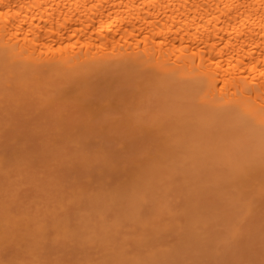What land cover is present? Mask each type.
Returning a JSON list of instances; mask_svg holds the SVG:
<instances>
[{
    "label": "bare ground",
    "instance_id": "obj_1",
    "mask_svg": "<svg viewBox=\"0 0 264 264\" xmlns=\"http://www.w3.org/2000/svg\"><path fill=\"white\" fill-rule=\"evenodd\" d=\"M108 73L113 74V76L115 75L114 76L115 81L116 79L118 80V78L121 77L124 78L125 80L127 79L128 81H130L132 84L131 87L128 86V88H131V92L130 90H127L128 96H124L123 95L124 92L122 95L119 92L120 95L123 97L122 99L119 98L117 100V98L120 97V95L117 96L115 103L116 101H121V103L118 102V104L116 105L113 104L114 102L110 103V93L109 95L105 93V95H108L107 98H109V102L107 101L108 103H104V104L100 103L99 107L96 106L97 109L99 108L98 109L100 110L99 112L101 113L105 109L103 107H107L106 109H108L109 112L118 109L120 114L117 113V111L115 110L117 119L114 118V120L118 121L119 118V121L121 122L122 120V122L126 124V127L128 129L129 127L131 129V126L127 124V121H129L130 124L135 125L137 124V121L139 122L141 120H146L149 121L150 124L152 125L154 124L155 126H157V128L159 127V125L165 126L164 128L163 126L160 128L162 131L168 127H171L172 125L173 128H168L163 132L166 133L165 138H169L170 140H172V143L169 146L170 149L174 148V152H175L174 154L177 157V160H175L176 164H174L177 167L175 166L174 167L179 171L177 172L178 174L180 173L181 179L183 178L181 183L184 184L185 182V185L187 186L184 188L186 192L190 188L189 186H191L193 189L195 188L199 194L201 193V191L205 192L207 197L209 193L212 194L213 192L212 190L214 188L215 189L217 188V190H214V193H216L215 201L216 202L218 201V203L224 201L223 203H226V207H224L225 209H223V205L219 204L218 206L217 205L218 203L216 204V202L213 201L214 199L213 198L212 201L209 200L211 201L209 203L212 207L214 206L213 205L214 203L215 206L217 205L216 207L214 206L215 209H213V212L211 213L208 212L209 215L204 214V216L203 214L201 215L202 212L199 215L196 212L197 216L195 215L194 212V217H195L194 219L193 217H191L190 212H188L189 207L187 209L185 205L184 207L187 209V211H185L184 208L183 211L180 212L182 216H184V214L186 216L188 212L187 214L188 217H186L184 223L187 221V218L188 220L189 219L191 220V218L193 220H191L190 223L187 221L189 223V224L185 223V225L187 224L186 225L187 227H185L184 225V227L181 228L182 227L181 221L182 219L184 220V218L183 217L182 218L180 217V219L177 218L178 222L181 220L179 222L180 226L177 227L180 229V232H182L181 229L182 230L186 229V230L180 234V232H178L177 230V227L175 228V221L177 219L174 220L173 225H170L172 223L170 222L171 221L170 220L168 222L170 224L163 226V227L165 226L167 227L163 228L162 226H160L159 229L157 228L156 232L158 233L155 232L157 237L161 233L166 232V230H168V233L172 234L170 232V229H172V227L174 226V229H176L181 236H186L184 235V232L188 234L187 232V228H188L190 234L189 236L188 235L187 236L189 238H191L190 236L192 235L194 239L198 238L197 240H200L201 236H203V238L206 239L207 236H209L210 238L211 235L205 232L207 234L206 236L203 232L204 229L205 231H208L207 229H209V231L210 229H212L213 225L211 222H215V220H217V222L222 221L221 224L220 222L218 223L220 225H223L222 223L223 222L226 223L228 220V222L224 224L226 230L222 229L223 227L218 225L217 222L214 223L218 227L217 229H214L215 227H213L211 231L217 230V233L212 232L214 236H211V238L212 239L219 238L220 242L222 241L223 243L221 242L222 244H220L218 242V239L217 242L214 239L208 240V241H212V243L213 241H215L216 244L218 243L217 246L216 244H214L215 250L214 248L212 249L213 253L215 252V254L217 255V253L220 250L224 249V248L221 249L220 247L219 250L218 246L220 245L225 246V244H230V245L233 244L234 246L237 245L236 246L237 248L235 247L232 253H228V254L230 255L232 254V258L235 259L233 256L235 255V252L238 251L236 252V255L240 256L237 258L239 264H264V0H0V103L1 105L4 106L5 102L6 104L7 102L9 103L15 102L14 105L17 106L16 107L17 109H14L12 106L13 104H7V105H11L8 106L7 111L8 110L11 111L12 108H13L12 111L21 109L20 110V114H21L22 111L23 112L25 111L21 108L23 105L25 106L24 108L30 109V106L26 105V102L28 101L27 98L28 96L30 97L29 99H32L34 102L36 101L33 104H38L35 106L34 109L31 107L32 110L30 111V113H32L35 116V114L37 115V112L43 113L44 109H46L45 111L46 115L38 114L40 115L39 117H43V116H48L47 113L48 110L49 113L51 111L49 117L52 116L57 120L55 121L57 123L54 124L55 127L59 124V122H61L60 120H62V122H64L63 120L67 118H71V119L73 118V120H75L76 118L77 120H79L80 117L83 118L84 115H86L87 117L86 120L89 119L90 121L91 118L93 119L96 117L94 114L93 115L89 114L92 113L91 111L94 110L93 106H95V104L94 105L91 104L92 102L91 100H89L91 99L89 98V95L91 97L90 92L92 93L95 90V89L93 90L90 89L89 91V88H94L91 87L92 85H90V83L92 84V79L96 76H101L103 80L104 76H106L105 74ZM101 77L99 79H101ZM99 79H97L98 82ZM124 79H122V81ZM115 81L113 80V83H115ZM125 88L128 89L127 87ZM118 89L119 91L121 90L120 88ZM116 91L117 90L115 89L114 92L116 93ZM70 94L72 95L69 96ZM93 96L94 93H92V97ZM112 97L113 96H111V98ZM111 100L113 101V99ZM99 101L101 102V100ZM6 104L5 107H7ZM101 104H103V106H101ZM108 107H111L113 109L111 108L109 109ZM1 108L3 107L1 106ZM1 108H0V113L2 118L5 117L4 114L2 116V113L6 111V108H4L5 110L3 109L4 111ZM102 108L103 110L101 111ZM41 110L43 111L41 112ZM122 110L124 112L123 114H122ZM7 111L6 113L9 114L8 113L9 111L8 112ZM32 111H34L35 114ZM71 113L73 114L75 113L76 116L75 114L72 115ZM20 114L18 113V115ZM23 114H25V112ZM10 115L12 114L10 113ZM38 115L35 117H38ZM121 115L125 116V118L123 117L122 119ZM7 116L8 115H6V118H9V116L8 117ZM27 116H29L30 118V116L32 115L29 114ZM22 119L24 120L23 117ZM100 120L101 119H99V121ZM83 121L81 122L83 123ZM3 122H6V119H4ZM115 125L117 127V124ZM133 125L131 131L129 132L131 133V135L133 130L136 133L138 132L133 128L136 125L135 126ZM145 125L144 128L142 127V129L146 131V128L148 126L147 124ZM140 126L137 127L141 130ZM123 127H125V125ZM126 127L125 129L123 128L124 131L126 130ZM147 131L148 132L146 133L143 131L145 133V136L147 134L148 135L152 134L150 133L151 131L148 128ZM162 131L160 132L156 129V132L160 133V135L159 134L158 135L164 137ZM143 132L142 135L144 134ZM124 133L126 135L127 130ZM152 136L154 137V135ZM161 138L162 137H160L159 139L161 140ZM68 143L70 144V142ZM161 151L162 150L157 151V155H162L161 158L162 157L164 158L163 155H165L166 152L165 151L161 152ZM148 155L150 154H147L146 157L150 159L149 158L150 156L148 157ZM153 156H151V158H153ZM161 158L159 159L161 160ZM143 161H145V159ZM161 161L163 162L164 159H162ZM175 161H173V163ZM144 163H141L140 167ZM154 164L156 167L155 162ZM160 164L161 163L159 162V165ZM135 165L138 166V163H135ZM163 168L166 167L163 166ZM161 170L162 171L159 170L158 171L162 173L164 169ZM154 172L156 171L154 170ZM158 175L160 176L161 174ZM158 175L156 174L155 176L157 177ZM136 177L135 179H137ZM151 177H150V183H151L150 186L147 185L149 184V182L146 184L147 181L145 183H142L143 185L145 184V188L144 187L143 188L144 191H147L146 193L141 191L142 187L140 185L139 187L137 185L136 190L134 189L137 192L138 191L143 192V193L140 192L141 194L138 195L137 201L133 200L134 203H132V205L133 204L135 205V203L139 201L137 206L138 209L133 208L135 206L132 207V205L129 202L123 203L124 201L123 198L125 199L126 197L125 199L126 201L127 195H129L128 193H126L125 197L122 196V194L121 195L118 194V198L116 197V193H114L113 198L116 197L119 202L120 200L122 201L120 203L118 202L120 204V205L118 204V207L115 206L116 208H118V212L119 209L121 210L122 207L121 203L125 204V206L127 205V203H129L131 205V208L133 209V212H135L134 210H136L135 212L136 216L139 215V213L141 212L139 211L141 210V207L139 206L140 203L145 204L144 199H149L144 197L145 194H146L145 196H149L147 195V193H150V197L153 198V200H156L157 202L156 199L157 196H155L153 193V196L155 197L154 199V197L151 194L152 193L151 191L153 190L150 191L146 190L147 186L151 187L150 189H155V191L157 189V187L153 188ZM163 177L165 179L166 178L173 179V174L171 175L170 178L167 176V173H166V177L164 175ZM177 179H178L177 177L176 179L174 178L175 181ZM162 181L164 183V180ZM183 184L182 186H185ZM113 188H115V186ZM162 188L164 189V187ZM93 189H95V187ZM97 189L99 188H96V190ZM55 190L56 189H54V195H55ZM74 190L76 189H73V191ZM119 190L120 189H118V191ZM170 190L173 191V188ZM161 191L159 194L157 190V194H159V196L163 194V192ZM63 192L65 194L66 191ZM104 193L106 192H102V194ZM91 194H87V195L91 196ZM176 194L177 193H175V196ZM178 194H180V192ZM74 195L76 196V193H74ZM110 195L111 197L113 196L112 194ZM58 196L57 198L59 199V201H61L60 194ZM71 196L72 195H70V197ZM95 196L93 198H95L96 200ZM120 196H122L123 198H121ZM201 196L200 199L203 198ZM111 197H109V200L112 199ZM128 197H130V199H133L131 195H129ZM209 197H211V195ZM51 198H49V200H51ZM116 198L114 199V201H116ZM66 199L67 198H65L64 200ZM182 199L185 200L187 199V197L184 198L182 196ZM207 199L205 200L207 201ZM159 200L161 202L160 198L158 199V201ZM194 200L196 202L195 203L196 205L202 201L201 200L200 202L197 203V200L195 198L193 199V201ZM51 201L48 202L50 203V206L51 204L54 203L53 202L54 200L52 202ZM67 201L68 202L66 204H69L70 202L68 199ZM79 201L81 200L79 199ZM92 201L93 200H91V202ZM111 201L112 200H110V203ZM45 202H43L44 206H45ZM97 202H99L98 198H97ZM165 202L163 203V205L166 206V208L163 205L158 204L163 210L161 211V216L164 211H166L167 213V210L169 211L171 209L170 208L171 206L167 207L166 205L168 203L167 200ZM8 203L10 204L9 201ZM110 203L108 204L110 205ZM63 204L65 205V201ZM204 204L207 205L206 207L210 208L208 202H205ZM171 205L172 207H174L173 204ZM62 206L63 205L60 204L61 209L59 208L58 209L60 211H62V209L63 211H65L64 208L66 207V205L65 207L63 206L64 208ZM144 206H142L143 210H144ZM219 207L220 208L222 207L221 210ZM204 208L205 207L203 206V209ZM217 208H219V210ZM126 209L127 207L123 208L122 210V214H124V216L126 215L125 213H127ZM155 209L157 210V208ZM35 210H39L38 206L35 207ZM68 210L69 209H67V212L71 214V211L69 212ZM74 210H76V208ZM205 210L207 212L208 209L205 208ZM214 210L216 211L218 210V212ZM184 211L186 213H184ZM5 212H7L6 209ZM32 212L33 210L30 212V216L33 215ZM79 212H81V210H79ZM133 212L130 213L129 211L130 214H133ZM147 212H148V208H147ZM157 212L159 213L160 216V211ZM171 212L172 210L169 211L168 213L170 214ZM220 212H221V216L219 215ZM222 212H224V214ZM37 213L39 214V211ZM141 213L143 214V212ZM225 213L226 214L229 213V215H226ZM27 214L29 216V212ZM64 214L66 215V213ZM83 214L85 215L84 212L79 214V217L80 215H82L83 217L81 219L84 221L85 218ZM109 214L110 212L107 214L109 217L110 215L112 216V214L110 215ZM61 215L59 216L58 214L59 219L60 217L63 218ZM103 215L104 212H99L97 215L98 219H96L97 216H95L96 217L95 219L97 221L94 219L95 220L94 222H92L93 219L90 220L88 218L87 221L85 220V222L78 221L76 223L78 224H80L81 222L84 223L83 227L86 230L91 231L89 232L90 235L88 234L87 236L88 241H92L91 243L95 244V241L97 239L101 241V239L104 238V241L102 240L101 243L102 246L105 245L106 247V244L108 243V239H110V238L105 239L107 231H110V228H113V231L111 229L113 233L111 234L110 231L109 233H107V236H112L114 234L115 237V233L118 230V228L119 230H121L122 227L126 228V225L124 224L125 226H121L120 228L121 220L119 222L116 221L118 220L117 218L119 217H116V220L114 219V221L111 219L112 220V222L110 221L111 223L109 221L108 223L107 222L105 223L106 218L104 219L105 216ZM174 215H176V211L174 212ZM28 216H27V220H29V222H32L30 221ZM40 216H42L41 213ZM72 216L73 215L71 214V217ZM140 216L139 217L137 216V218L140 219ZM145 216L147 215L145 214ZM159 216L157 214L156 218H158ZM232 216L234 218L239 217L240 224L238 223L239 224V225L237 224L238 226H236V221H234ZM90 217L93 218L94 215L92 216L90 215ZM19 218L21 217L20 216L18 217V221H17L18 223L20 220ZM49 218L51 221L50 223L51 225L52 223H54L52 221L56 220L55 219L56 217H54L53 220V218H51L50 215ZM49 218L47 219L46 217L42 220L40 219V222L42 221L44 222L45 220L47 221L49 220ZM160 218H158L160 221L162 220L164 221L165 218L170 219L171 217L170 218L164 217L163 214L162 220ZM210 219L212 220L210 221ZM24 220L25 223L27 224L26 219ZM125 220L127 221L128 219L125 218ZM148 220H149L148 222H152L156 219L154 217L153 219L151 220L148 219ZM57 221L56 223H59V221L58 222ZM90 221L92 222L93 226L97 225L96 222H98L97 226L99 227V230L98 229L92 230V227H90V225L87 227L86 224L88 225ZM132 221L133 223L134 221L137 222L135 219H133ZM209 221L211 223L210 226H212L211 228H209V225L207 224L209 223ZM35 222L37 223V220L33 221L34 224ZM40 222L38 223L39 225ZM141 222L142 221L140 220L139 223L141 224ZM2 223L3 224L6 223L8 228L10 229L8 222L4 221ZM65 223H66L65 225H67V222ZM117 223H119V225H117ZM11 224L12 223H10V225ZM149 224L150 223H148V227L149 226L152 227V224L150 225ZM158 224L157 226H159ZM21 225L25 228L29 226L31 228L32 226V224L29 226L28 225L24 226V223L22 222ZM21 225L14 224L13 226H11L14 227L15 229L16 237L17 236L19 237L20 233L19 235H17L19 231L16 232L17 229L15 227L18 228V226H20L21 228L22 227ZM39 225L38 227L36 225L35 227L32 226L33 228H35L34 230L37 231V233L34 231V233H36L35 234L36 236L33 235L34 237L40 235L38 233H41L42 231H43L41 233L42 235L43 233H45L44 232L45 228L42 229L43 225L42 227H40L41 229L39 228ZM65 225H62L63 227H61L60 225L59 228L63 233H60L58 228H57L58 230L55 229L56 236L58 235L59 237L61 235L62 239L66 233L65 231L69 229L68 226H66L65 229ZM109 225L112 227L109 228ZM188 225L191 226L190 227L191 230H189ZM47 226L48 224H46V227ZM133 226L135 227L136 225H131L130 228H134ZM200 226L201 229L202 227L205 226L202 229L203 231L200 230ZM142 227H143L142 235L143 234L148 235L149 233L145 232V231L148 232V230L145 229L144 225H142ZM36 228L40 229L41 231ZM54 228L52 227V229ZM61 228L64 229L62 230ZM125 228L123 230L127 231L125 230ZM135 228H134L135 231L139 230L137 227ZM139 228L141 230V227ZM162 228L164 231L163 230L160 231V229ZM2 229H0L2 235V238L0 235V240L1 243L4 244L3 242L7 239H5L6 237L3 235L6 232V230L8 231L9 229H6L4 233L2 232L3 231ZM198 229L200 231L196 232ZM221 229L223 233L224 232L225 233L224 234L222 233L223 237L220 238L219 235L221 233H219L218 235V231H221ZM94 230H96V232L97 231L101 232L102 230V233L104 232L105 234H103V237L100 239L102 233L101 234L99 233L100 237H98V235L95 236L93 235L96 234ZM22 231H24V229H22ZM57 231L59 232V234H57L58 233ZM79 231L82 230L79 229ZM137 231L136 234L139 236L138 237L136 235L137 239L139 238L140 241L141 240L143 241V243L145 241L146 243L149 242L147 237L144 238V235L140 236L139 234L141 232L138 234L139 231L138 232ZM52 232L54 233V231ZM69 232H71V230ZM118 232L116 236H118ZM71 233H73V231ZM121 233L123 232L120 231V234ZM133 233L134 232L132 233L130 232V234L128 233V235L131 236V234L133 235ZM215 233L217 234V237ZM5 235L8 236V233L7 234L5 233ZM125 235L123 234L124 239H122L121 241L123 243V246L124 243H126L125 240L128 239V237H125ZM92 236L95 238H93ZM162 236H163L162 237L163 240L164 235L162 234ZM173 236L174 234L172 235L171 240H173L172 239ZM181 236H179L178 239L181 238L180 239L181 241L180 240L179 241L181 242V249H182L183 247L182 243L184 242V240L182 239ZM114 237L112 236V238ZM120 237H117V240H119L118 238ZM133 237H135V235L132 236L131 239H134ZM140 237H143V239ZM153 238H156V236ZM58 239L59 238H57L56 240ZM225 239L227 243L225 242ZM159 240L161 241V238ZM134 241L136 242L135 239ZM153 241H151V244L153 243ZM185 241L188 242L189 241L188 238L185 239ZM121 242L119 243L121 244ZM127 242L129 243V241ZM141 242L140 243L138 242V245L139 244L142 245L143 243ZM180 242L177 244H180ZM1 243L0 245L2 246ZM194 243L195 242H191V244ZM191 244L189 242L190 248H191ZM126 245L127 244H125V247ZM176 245L174 247H176ZM84 246L86 247V245ZM123 246L121 247L122 252L118 249L121 254H119L117 250V254L119 256L121 255L120 257L117 256L116 253L114 254V251H112L113 253L111 252L116 257L115 259L117 261L114 260L115 263L117 262L116 264L119 263L130 264V262L128 260H126L127 261L126 262L124 258L125 256L129 257L131 255H128V253H126L127 255H125L124 253L125 250L123 251L124 249ZM205 246L204 249L206 248ZM156 247L158 249L159 247L162 248L163 244L162 246L160 244V246H156ZM172 247L170 246L168 248L165 245L161 252L157 251V253H160V255L154 254L153 251H151V249L149 248L150 251H148V254H146L147 252L145 253L144 251L143 257H140L139 255L138 256L139 258L138 257L135 258V256L133 255L132 259H136V260H134L132 264H178L179 260L177 261L176 257L174 258L172 257L171 254L168 253V252H173V250L171 249ZM198 247L201 246L199 245ZM110 249H112V247ZM150 252L151 254H149ZM179 252H180L179 254L180 256L183 255L181 254V251ZM185 252L186 251H184L183 253ZM195 252L196 251H193L192 254L194 255ZM108 253L110 255V252ZM176 254L178 255V253ZM205 254H207L206 251L203 256H205ZM122 255L124 258L122 257ZM24 257L22 259L26 260ZM117 257L120 260H118ZM1 258L0 261L1 260L3 261V259ZM20 258L17 260L19 261ZM37 259L38 257L37 258L34 257L35 261ZM101 260H99L98 263H101L100 262ZM197 260H199L198 257ZM11 261L13 260L11 259ZM27 261H29V258ZM183 262L185 261L183 260ZM19 263L21 264V261ZM14 264H16V261ZM31 264H33V262ZM45 264H47V262ZM229 264H233V262Z\"/></svg>",
    "mask_w": 264,
    "mask_h": 264
},
{
    "label": "rangeland",
    "instance_id": "obj_2",
    "mask_svg": "<svg viewBox=\"0 0 264 264\" xmlns=\"http://www.w3.org/2000/svg\"><path fill=\"white\" fill-rule=\"evenodd\" d=\"M110 74L109 73L105 74L106 76H104L103 80H102L101 76H96V77H94L95 79L91 78L92 79V84L90 83V85H92L91 87H94V88H89V87L88 88H89V91H90V89H92V90L95 89V90L92 92V93H94V96L92 97V93L90 92L91 97L89 95V98H91V99H89V98L88 99L91 100L92 103L91 102L90 103L93 104V105L95 104V106H93L94 110L91 111L92 113H89V114L90 115L94 114L96 117L92 119L91 116H90V118H91L90 121H89V119L86 120L87 117H86V115L83 114L84 117L83 118L80 117L79 120H77L76 118H75V120H73V118L72 119L71 118H67V119L63 120L64 122H62V120H60L61 122H59V124L57 125L58 127L57 126L55 127L54 124L57 123V122H55L57 120L54 117H52V116H51L52 118L49 117L50 114H51V111L49 113V110H48V112H47L48 116H43L42 115L43 117H39L40 115H38V114L46 115V112H45L46 109H44V111L41 110V112L43 111V113H40V112L38 113L37 112L38 117H35L37 115L35 114L34 111H32V112L35 114V116L32 113H30L32 108L34 109L35 106L38 105V104H33L36 101L34 102L32 99H29L30 97H28V96H27L28 101L26 102V105H29L30 109L29 108H24L25 107L24 105L21 107L23 110H25L24 111L25 114H23L24 113L23 111L20 114V110L21 109L12 111L13 108L17 109L16 108L17 106L14 105L15 102H11V103L7 102V104H13L12 105L13 108H12L11 111L8 110L9 112L7 111V108H8V106H11V105H7L6 102H5V104L7 106V107H5L4 103H2V104H4V106L1 105V103H0V105L3 107V108H1V106H0V108L2 110L4 108H6V111L9 113V114H7L6 111H4L5 110L4 109L3 110L4 113H2V116L4 114L5 117H2V118H1V113H0V210L2 212V213L0 212V218L2 217L0 219V224H1L0 225V229H2L4 227L2 229L3 233H4V231L6 229H9L6 223H4V224L2 223L4 221L8 222V225L10 226V229H9L10 231L6 230V232H5L6 234L8 233V236L5 235V233L3 235V236L6 237V238L5 237L4 238L7 239V240H5V241L2 240V241H4L3 242L4 244H2L1 240H0V243L2 244V246L0 245L1 246L0 247V256L2 258L1 257L0 258L3 259V261L1 260L0 263L1 264H4V263L5 264H14L15 261H16V264L17 263L20 264L19 262L21 261V264H25V263L26 264L27 263L31 264L32 262H33V264H36V263L37 264H45L46 262H47V264H51V263L52 264H85V263H87V264H91V263H93V264H103V263L104 264H107V263L108 264H116L117 262L116 263L114 262V260H116L115 259L116 257H115V255L112 254L113 253L112 251H114V254L116 253V255L119 256L117 254V250L119 249L121 251V247L123 246V243L121 241H122V239H124L123 238V234L125 235V233H126L125 237H128V239L125 240L126 243H124L123 251L125 250V252H124L125 255H127L126 253H128V255H131L132 257L131 256H129V257L125 256V258H124L123 255H122V257L125 259V261L128 260L130 262V264H132L133 261L136 260V259H132L133 255L135 256V258L138 257L139 255H140V257H143L144 256V251H145V253L147 252L146 254H148V251H150L149 248L151 249V251H153L154 254L160 255V253H157V251L161 252L165 245L168 248L170 246L172 247V245H173V247L171 248L173 250V252H168V253L171 254L172 257H174V258L176 257L177 261L179 260L178 264L179 263L180 264H183V263H186V264H222V263L229 264V263H232V262H233V264H235V263L239 264L237 258L240 257V256L236 255V252H238V251H236L235 255L233 256L235 259L232 258V254L231 255L228 254V253H232L233 249H235V247L237 245L236 246H234L233 244L232 245L225 244V246L220 245L223 242L221 241L222 242L221 243L220 239L216 238L217 237V234H216L217 230L216 231L215 230L211 231L213 229V227H215L214 229H217V227H218L216 224H214V223L217 222V220H215V222H211L213 227L210 226L211 225L210 221L213 218L210 219L209 223H207L209 225V228L212 227V229H210V231H209V229H207L208 231H205V229H204L203 233L206 236H207V234H209L211 236H214L213 233L216 232L215 233V235H216L215 238L216 239H214V238L213 239L216 242H217V239H218V242L220 243L219 244L220 246H218V249L220 247H221V249L224 248L222 250L219 249L220 250L219 252L217 251L219 254L217 253V255H216L215 252L213 253V251H212L213 248L215 250L214 244H216V242L213 241V243H212V241H208V240H213L211 238V236H210V238H209V236H207V238H209V239H207V238L205 239V238H203V236H201L200 240H197L198 238L194 239V237H192V235L190 236L191 238H189L188 236H189L190 233L188 231V228H187L188 234L186 232H184V235H186V236L188 235L187 236V238L189 240L188 242L185 241V239H187L186 236H181L180 235L183 231L186 230V229L185 230L181 229L182 232H180V229L177 227V226H180L179 222L181 220L178 222V219H180V217L184 218V220L182 219V221H181V223H182L181 224L182 225L181 228H183L185 223H188V222L190 223L191 220H193L195 218L194 217V212H195L196 216H197V213L199 215L201 212H202L201 215L203 214V216H204V214L205 215L208 214V212H210V213L213 212V209H215L214 208L215 203L213 204L214 206L212 207L209 202H211L213 198H214L213 201H215V197H216L215 194L216 193H214V190H217V188L216 189L214 188L212 190L213 191L212 194H214V195L209 193L207 195V197H206L205 192L201 191V193L199 194L196 191V189L195 188L193 189L191 186H189L190 188L186 192V190L184 188L187 187V186L185 185V182H184V184L181 183L183 178L181 179L180 173L178 174L179 171L175 168L177 166L174 165V164H176L175 160H177V157L174 154L175 153L174 152V148L171 147L173 149H170V146H169L172 143V140H170L169 138H165L166 137V133L163 132L164 130H166L168 128H173L172 125H171V127H168V128H166V129H164L162 131L160 128L163 125L162 126L159 125V127L157 128V126H155L154 124L153 125L150 124V122L146 121V120H141L139 122L137 121L138 125L135 124L136 126L133 125V124H130L129 121H127V124L129 126H131V129H132V125H133V126H135L133 128L136 131H138L136 133L133 130L134 132L132 131V135H133L132 136L131 133H129L131 131L129 126H128L129 129H128L126 127V124L123 123L122 120H121L122 123L119 121V118H118V121L114 120V118H116V114H115L116 111H117V113H119L118 109H115L116 111L113 110V111L109 112L108 109H106L107 107H103L105 109L103 110V108H102L101 111L102 110L103 111L101 113L99 112L100 110H98L99 108L97 109L96 106L99 107L100 103H103V104L104 103H108L109 102V98H107V97H108L109 93H110V103L114 102L113 104L116 105V104H118V102L121 103V101H116V103H115V100H116L117 96L120 95V93L122 95L123 92H124L123 95L124 96H128L127 90H130V92H131V88H128V86L131 87V84H132L130 81H128L127 79L125 80L124 78L121 77L124 80L122 81L121 78H118V80L116 79V81H117L116 82L115 78H114L115 75L113 76V74H111V76H110ZM107 76H108L109 79L107 78ZM100 77H101V79H99ZM91 79H90V81H91ZM97 79H99V82H98ZM113 80L115 81V83H113ZM127 81H128V84H127ZM122 82H124V83H122ZM116 85L117 86L120 85V86L117 87ZM125 87H127L128 89H126ZM118 88H120L121 90L119 91ZM115 89L117 90L116 93L114 92ZM99 90L101 92H103V93H101ZM125 90H126V92H125ZM95 93H96V95H95ZM105 93H107L108 95H105ZM71 95L72 94H70L69 96H71ZM121 95H120V97L117 98V100L119 98L122 99L123 96H121ZM111 96H113V97L111 98ZM111 99H113V101ZM94 100H95V103H94ZM99 100H101V102ZM103 101H105V102H103ZM103 104H101V106H103ZM108 108L110 109L111 107H108ZM26 109L29 110V111H27ZM111 109H113V108H111ZM15 111H18V112H15ZM37 111H40V110H37ZM13 112H15V113H13ZM28 112H29L30 115H32V116H30V118H29V116H27V115H29ZM10 113L12 115H10ZM18 113L20 115H18ZM103 113H104V115H103ZM123 113L124 112L122 110V114ZM5 114L8 115L9 118H6ZM71 114L74 115L75 113L74 114L71 113ZM17 115L19 116V118H18ZM75 116H76V114H75ZM22 117L24 118V120L22 119ZM123 117L125 118V116H122V119H123ZM12 118H13V120H12ZM107 118H108V120H107ZM4 119H6L7 123L3 122ZM51 119H52V121H51ZM53 119H54V121H53ZM99 119H101V120L99 121ZM68 120H70V121H68ZM66 121H68V122H66ZM73 121H74V123H73ZM81 121H83V123ZM48 122H50V123H48ZM61 123L62 124L64 123V124L62 125ZM144 123L147 124V126H148L147 128L151 131L150 133H152V134H149V135L147 134L145 136V133L148 132V131H147V128H146V131L142 129V127L144 128V125H145ZM115 124H117V127H116ZM141 124H143V125H141ZM106 125H107V128H106ZM113 125L115 126V128H114ZM124 125L126 127L127 134L129 133L128 134L129 136L127 134L125 135V133H124L126 131V130L125 131L123 130V128L125 129V127H123ZM137 126L138 127L140 126L142 131ZM112 127H113V130H112ZM164 127L165 126H163V128ZM155 128L158 131H160V132L162 131L164 137L163 136H159L160 133L156 132ZM114 129H115V131H114ZM142 132L144 133L143 135H142ZM152 135H154V137ZM149 136H151V137H149ZM157 136L159 138L162 137L161 140ZM167 137H168V135H167ZM68 142H70V144ZM162 142L164 143V145H163ZM165 146H167V147H165ZM162 148L163 149L167 148V149L163 150ZM156 150L157 151L162 150L161 152L165 151L166 154L164 153L165 154V155H163L164 158L163 157L161 158L162 155H157V151ZM153 153H154V156H153ZM147 154H150V155H148V157L150 156L149 157L150 159H148L146 157ZM156 155H157V157H156ZM151 156H153V158H151ZM52 158H54V159H52ZM155 158H157L158 160L155 159ZM159 158H161V160L164 159V161H167V162L163 161L165 163L164 164ZM144 159H145V161H143ZM54 160H56V161H54ZM137 160H139V161L141 160L142 162L141 161L139 162ZM168 160L171 161V162H169ZM173 161H175V162L173 163ZM154 162L156 163V167L159 165V162L161 164L156 168ZM168 162L171 163V164H169ZM135 163H138L139 167L137 165H135ZM141 163H144V164L140 167ZM52 164H54V165H52ZM161 165H162V168H161ZM163 166H165L166 168H163ZM161 169H164L162 173L159 172V171H162ZM147 170H148V172H147ZM154 170L156 172H154ZM167 170H168V172H167ZM142 173H144V174H142ZM166 173H167V176L169 178L173 174V179L172 178L171 179H168V178L165 179L163 177V175L166 177ZM156 174L157 175L161 174V175L160 176L158 175L156 177L155 176ZM134 176L135 177L137 176L136 177L137 179H135ZM150 177H151V182H152L153 188L157 187L156 191H155V189H150L151 187H148L151 184L150 183ZM176 177L178 179L175 181L174 178L176 179ZM162 180H164V183H163ZM169 180H170V182H169ZM161 181H162V183H161ZM145 182H146V184L149 182V184H147L148 185L147 186L148 189L146 188V190H149V191L153 190V191H151L152 192L151 194L153 196V193H154V195L157 196L156 197L157 202H156V200H153V198L150 197V193H147V195H149V196H145L146 195L145 194L144 197L145 198H149V199H144L145 200L144 201L145 204L140 203L139 206L141 207V210H139V211L143 212V214L140 212L139 215H137L138 217L141 215L140 219H139L136 216V213H135L136 210H134L135 212H133V209L131 208V205H132V203H134L133 200L137 201L139 194H141L143 192H145V193L147 192V191H144L145 184L144 185L142 184V183H145ZM127 183H128V185H127ZM54 184H55V186H54ZM115 184H117V185H115ZM171 184L173 185V187H172ZM182 184L185 185V186H182ZM137 185H138V187H139V185L142 187L141 191H143V192L135 191L137 189ZM114 186H115V188H113ZM94 187H95V189H93ZM162 187H164V189ZM171 187L173 188V191L170 190V189H172ZM50 188H51V190H50ZM63 188H65V189H63ZM96 188H99V189L96 190ZM102 188H104V189H102ZM54 189H56L55 190V195H54ZM73 189H76V190L73 191ZM113 189H114V191H113ZM116 189H117V191H116ZM118 189H120V190L118 191ZM157 190H158L159 194H160V191L162 190L161 192H163L164 195L162 194V195L159 196V194H157ZM63 191H66L65 194H64ZM178 191L180 192V194H178L179 193ZM194 191H196V192H194ZM50 192H52V193H50ZM91 192H92V194H91ZM102 192H106L107 194L106 193L102 194ZM210 192H211V190H210ZM215 192H217V191H215ZM74 193H76V196L74 195ZM114 193H116V197L117 198H118V194H120V195L122 194V196H124V197L126 196V193L131 195V197H133V199H130V197H128L129 195H127V200L128 201L127 200L125 201L126 197L124 199L122 196H120L125 201V202L123 201V203L129 202L131 205L129 203H127V205L125 206V204L121 203L122 207H121V210L119 209V212H118V208H116L115 206L118 207V204L120 202H122V201L119 199L120 200V202H119L116 197H115L116 201H114V199H115V198H113L114 197ZM175 193H177L176 196H175ZM57 194L58 195L60 194L61 201H59V199H58L59 196ZM87 194H91V196H88ZM110 194H112L113 196L111 197ZM165 194H166V197H165ZM70 195H72L71 196L72 199H71ZM189 195H191V196H189ZM210 195H211V197H209ZM57 196H58V198H57ZM63 196L65 198H67L69 200V202H70V199H71V202L69 204H66L68 201H67V199L64 200L65 198ZM94 196L96 197V200H95V198H93ZM136 196H137V198H136ZM182 196L184 198L187 197L188 200L187 199H185V200L182 199ZM200 196L203 197L204 199L203 198L200 199ZM109 197L112 198V199H110V200H112L111 203L113 201L115 202V203L113 202L114 204L110 203ZM158 197L161 199V202H160V200L158 201V199H159ZM49 198H51L52 201L54 200L53 201L54 203L51 204V206H50V203H48V202L51 201V200H49ZM97 198H98L99 202H97ZM194 198L197 200V203L202 200L200 202L201 205H200V203L196 205L195 204L196 203L195 200L193 201ZM6 199L10 202V204L8 203V201ZM79 199L82 202L79 201ZM90 199L93 200V201L91 202ZM154 199H155V197H154ZM199 199H200V201H199ZM205 199H207V201ZM63 200L65 201V205H66L67 208L63 204L64 203ZM162 200H165V201L167 200L168 203L166 205H167V207L171 206L170 207L171 209L169 208L170 209L169 211L172 210L173 213L171 212L169 214L168 213L169 211L167 210V213H166V211H164L162 213V216H161V211H163V210L161 209V207L158 204L163 205V203L165 201H162ZM209 200H211V201H209ZM73 201H74V203H73ZM85 201H87V202H85ZM94 201H96V202H94ZM5 202H6V204H5ZM43 202H45V206H44ZM155 202H156V204H155ZM205 202H208V204L210 205V208L206 207L207 203L204 204ZM223 202L218 203V201H217L216 204L218 203L217 204L218 206H219V204L220 205L222 204L223 205V209H225L224 207H226V203H223ZM75 203H77V204H75ZM97 203H98L99 206L97 205ZM108 203H110V205ZM138 203H139V201L136 202L135 205L133 204L132 207L135 206L133 208H137L138 209V207H137ZM60 204H62L65 207L64 208L62 206L65 209V211H63V209H62V211L59 210V209H61ZM171 204H173L174 207H172ZM185 205H186L187 209L189 207L188 212H190V215H191V217H193V219L190 217L191 220L190 219L188 220V218H187L188 222L186 221L184 223L186 217H188L187 216L188 212H187L186 216H185V214H184V216H182L180 212L183 211V209L185 208L184 207ZM36 206H38L39 210H35ZM53 206H54V208H53ZM142 206H144V210H145L146 213L144 212ZM203 206L208 209L207 212H206L205 208L203 209ZM4 207H5L7 212H5ZM55 207H57V208H55ZM126 207H127V209H126L127 213H125L126 215L124 216V214H122V210H123V208H126ZM164 207L166 208V206H164ZM75 208H76V210L77 209L78 210L77 211L74 210ZM147 208H148V212H147ZM155 208H157V210ZM186 208L184 209L185 211H187ZM219 208H217V209L219 210ZM221 208H220V210H221ZM67 209H69L68 210L69 212L71 211V214L73 215L72 216L73 218L71 217V214L67 212ZM158 209H160V210H158ZM211 209H212V211H211ZM32 210H33V212H32L33 218H32V216H30V212ZM79 210H81V212H79ZM218 210L217 211L214 210V211L218 212ZM38 211H39V214L37 213ZM97 211L104 212V215H103V216H105L104 219L105 218L107 219V220L105 219V223L106 222L108 223V221L112 222V220L113 221H114V219L116 220V217H119V218H117L118 220H116V221L119 222L121 220L120 221V228H121V226H125L126 225V228L125 227L124 228L127 231H124L123 227L121 228V230H119V228L117 227L118 230L117 231L115 230L116 231L115 237H114V234L112 235L114 238H112V236H107V233H109L111 231V229L113 231V228H110L112 226L109 225L110 231H107L105 239H108V238H110V239H108V243L106 244V247H105V245L102 246V243H101L102 240L104 241V238H102V237H103V234H105L104 232L102 233V230H101V232L97 231L98 233L96 232V230H94V232L96 234H93V235H95V236L98 235V237H100V234L102 233V236L100 237V239L102 238L101 241L99 239H97V240L93 239V240H96L95 244H94V243H91L92 241H88L87 240V236H88L89 232H91V231L90 230L88 231V230H86L83 227L84 223H82V222H85V220L87 221L88 218L90 220L93 219L92 222H94L96 219H98L97 215H98L99 212H97ZM129 211H130V213L133 212V214H130ZM157 211H160L161 218H160L159 213ZM175 211H176V215H174ZM185 211H184V213H186ZM28 212H29V216L27 214ZM61 212H62V215H61ZM77 212H78V214H77ZM82 212H84L85 215H86L85 216L83 214L84 218H85L84 221L81 219L83 217L82 215H80V217H79V214H81ZM109 212H110V214H112V216L109 214L111 218L107 215ZM40 213H41V215L43 217L40 216ZM53 213H55V214H53ZM64 213H66V215ZM154 213H156V214H154ZM222 213L224 214V212H222ZM10 214L12 215V217H11ZM34 214H36V215H34ZM58 214H59V216L61 215L63 217V218L60 217L61 220L59 219ZM117 214H118V216H117ZM137 214H138V211H137ZM145 214L147 216H145ZM157 214L159 216L158 218H160L161 220H162L163 214H164V217H169V218L171 217V218L170 219L165 218L164 221L162 220L163 221L162 222L158 218H156ZM4 215H5V217H4ZM16 215H19L21 217V218H19L20 219L19 223L17 222L19 216H16ZM50 215H51V218H53V220H54V217H56L55 218L56 220L52 221L54 223H52L51 225H50L51 221H50V218H49ZM68 215H70V216H68ZM90 215L91 216L94 215V217L91 218ZM219 215L221 216V212L219 213ZM226 215H229V213L226 214ZM27 216L29 217L30 221H32V222H29V220H27ZM95 216H97V218ZM46 217H47V219L49 218V220H47V221L45 220L44 221L45 223L43 221L40 222V219L42 220V219H44ZM132 217L136 221L139 219L138 221L140 222V220H141L142 221L141 224L138 221L137 222L134 221V223H133ZM152 217L153 218L155 217V219L157 221L154 220L152 222H148L149 221L148 219H150V220L153 219ZM7 218H8V220H7ZM125 218L128 219L127 220L128 222L125 220ZM232 218L234 219V221H236V226H238L240 224L239 223V217L238 218H236V217L234 218L232 216ZM24 219H26L27 224L25 223ZM57 219H58L60 224L56 223ZM122 219H123V222H122ZM175 219H177L175 221V228L177 227V230H178V232H180V234L177 232L176 229H174V226H173L172 229H170V232L172 234L168 233V230H166V232L160 234L161 236L159 235L160 237L159 236L157 237V235H156V233H158V232H156L157 228L159 229L160 226L163 227L164 225L170 224V223H168L170 220H171L170 222H172L170 225H173ZM36 220H37V223L35 222V224H34L33 221H36ZM78 221H82V222L80 224H78V223H76ZM124 221L129 223V224L125 223ZM165 221H167V222H165ZM14 222H17V223H14ZM21 222L24 223V226L25 225L29 226V225L32 224V226H34V227H35V225L38 227V225H39L38 223L40 222L39 228L42 227V225H43L42 229L45 228L44 229L45 233H43V235H42L41 234L43 232L42 231L41 233H38L40 235H37V237H34L33 235H35L37 233V231L34 230L35 228H33L32 226H31V228H30V226L25 228V227H23L21 225ZM65 222H67V225H65L66 224ZM92 222L90 221V223L88 225L86 224V226L88 227L90 225V227H92V230L93 229H98L99 230V227L97 226L98 222H96L97 225H94V226L92 225ZM154 222L155 223L158 222L159 224L158 223L157 224L159 226H157V224H155ZM218 222H220V224H221L222 221H218ZM218 222H217V224L220 225ZM227 222H228V220H227ZM10 223H12V224L10 225ZM148 223L152 224V227H150V226L148 227ZM226 223L223 222L222 223L223 225H220L221 227H223L222 229H224V230H226V228L224 227V224H226ZM232 223H234V222H232ZM14 224L15 225L16 224H20L22 226L21 228H20V226H18L19 230H18L17 227H15L17 229L16 232L19 231L17 235H19V233H20L19 237L18 236L16 237L15 229H14V227H11ZM46 224H48L47 227H46ZM56 224H58V225H56ZM113 224H114V222H113ZM53 225L55 226V228H54ZM60 225H61V227H63L62 225H65V229H66V226L69 227V229L67 231H65L66 233L64 232L65 233V235H64L65 238L63 237V239H62L61 235L59 237H58V235L56 236V230L55 229H57V228L59 229ZM74 225H75V227H74ZM117 225H119V223H117ZM131 225H136L135 227H137L139 229L138 230L139 232L136 230L138 232V234L141 232L139 235L140 236L144 235V238L147 237L149 242L146 243V241L144 240L145 242L143 243V241L141 240L142 241L141 242L139 238H138L139 239V241H138V239H137L138 235L136 234V231H135L136 228L134 226L133 227L135 229L134 228H130ZM142 225H144L145 229L148 230V232L144 230L146 233H149L148 235L147 234H143L142 235V231H143ZM186 225H185V227H187ZM52 227L54 229H52ZM139 227H141V230H140ZM165 227H167V226H165ZM165 227H163V228H165ZM190 227L191 226H189V230H191ZM204 227H202V229ZM74 228H76V229H74ZM109 228H108V230H109ZM163 228L160 229V231L163 230ZM22 229H24V231H22ZM36 229H38V228H36ZM40 229H38V230H40ZM49 229L54 231V233L52 231H50ZM79 229H81L82 231H79ZM202 229H201V226H200V230H202ZM222 229H221V231H222ZM70 230H71V232L73 231V233L69 232ZM151 230H153V231H151ZM171 230H173V231H171ZM200 230L198 229L196 232H198ZM34 231L36 233H34ZM112 231H111V234L113 233ZM120 231L123 232V233L120 234ZM221 231H218V235H219V233H221L220 234L221 236L219 235L220 238L223 237V235H222L223 231L222 232ZM21 232H24L25 234L21 233ZM59 232L63 233V232H61L60 229H59ZM59 232L57 234H59ZM117 232H118V236H116ZM130 232L131 233L134 232L133 235L132 234H131V236L128 235V233L130 234ZM190 232H192V231H190ZM205 232H207V234ZM9 234L11 235V237H10ZM80 234H82V235L84 234L83 237ZM162 234L164 235V239L163 240H162V237H163ZM173 234H174V236H173L172 239L173 240L175 239L174 241L171 240V237H172ZM0 235H1V231H0ZM134 235H135V237H133V238L136 240V242L134 241V239H131L132 236H134ZM155 236H156V238H153ZM179 236H181L182 239L185 242V243L183 242L184 245L182 243V246H183L182 249H181V242H180L181 238L178 239ZM23 237H25L26 239L23 238ZM28 237H30V238H28ZM104 237H105V235H104ZM117 237H120V238H118L119 240H117ZM149 237L151 238V240H150ZM1 238H2V235H1ZM57 238H59V239L56 240ZM66 238L70 239V240H67ZM93 238H95V237H93ZM140 238L143 239V237H140ZM160 238H161L162 242L159 240ZM167 238H169V239H167ZM152 239L153 240L155 239V240L153 241ZM190 240H192V241H190ZM98 241H100V242H98ZM127 241H129V243ZM151 241H153L152 244H151ZM198 241H200V242H198ZM113 242L116 243V244H114ZM119 242H121V244ZM138 242L139 243L141 242L143 244L142 245L141 244L138 245ZM179 242H180V244H177ZM189 242H190V244H191V242H195L194 244H191L192 250L190 248ZM225 242L227 243L226 239H225ZM130 243H132V244H130ZM135 243H137V244H135ZM159 243L161 244V246L163 244L162 248L159 247L160 250L156 247V246H160ZM208 243H210V244H208ZM229 243H230V241H229ZM8 244H9V247H8ZM87 244H88V246H87ZM125 244H127L126 247H125ZM5 245H7V246H5ZM84 245H86V247ZM98 245H100V246H98ZM116 245L117 246L119 245L120 247L118 246V248H117ZM175 245H176V247H174ZM194 245H195V247H194ZM199 245L201 247H198ZM209 245H210V247H209ZM217 245H218V243L216 244V246ZM228 245L231 246V247H229ZM33 246H35V247H33ZM77 246H78V248H77ZM204 246L206 247L205 249H204ZM211 246H213V247H211ZM92 247H93V249H92ZM111 247H112V249H110ZM135 248H137V249H135ZM114 249H116V250H114ZM107 250H108V252H110V255L107 252ZM119 250H118V252H119ZM208 250H209L210 254L208 253ZM18 251H20V252H18ZM38 251H39V253H38ZM179 251H181V254H183V255L180 256L179 255L180 254ZM184 251H186V252L183 253ZM193 251H196V252L198 251L197 252L198 254L195 252V254H196V255L194 254L195 257L192 254ZM205 251H206L207 254H205V256H203ZM14 253H15V255H14ZM136 253H137V256H136ZM173 253H175V254L178 253V255L177 254L175 255ZM186 253H187V255H186ZM31 254H32V256H31ZM119 254H121V253L119 252ZM149 254H151V252ZM19 255H20V257L21 256H23V257L27 256V257H24L26 260H23L22 259L23 257L20 258ZM104 255H105V257H104ZM192 255H193V257H192ZM196 256L198 257L199 260H197ZM31 257H33V258H31ZM34 257H36V258L38 257V259L35 261ZM218 257H221V258H218ZM223 257L224 258L226 257V258L224 259ZM19 258H20V260L18 261L17 259H19ZM28 258H29V261H27ZM11 259L13 261H11ZM117 259H118V257H117ZM182 259L185 262H183ZM99 260H101L100 261L101 263H98ZM118 260H120V259H118ZM191 260L193 261V263H192ZM206 260H208V261H206ZM225 260H226V262H225ZM235 260H237V261H235ZM93 261L94 262L97 261V262L94 263ZM187 262H189V263H187ZM119 264H121V263H119ZM126 264H128V263H126Z\"/></svg>",
    "mask_w": 264,
    "mask_h": 264
}]
</instances>
